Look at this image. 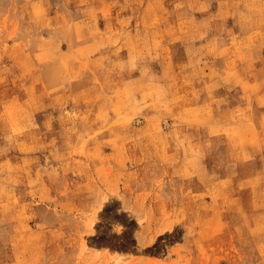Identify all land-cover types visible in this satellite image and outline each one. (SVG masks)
<instances>
[{
  "label": "rangeland",
  "instance_id": "1",
  "mask_svg": "<svg viewBox=\"0 0 264 264\" xmlns=\"http://www.w3.org/2000/svg\"><path fill=\"white\" fill-rule=\"evenodd\" d=\"M0 264H264V0H0Z\"/></svg>",
  "mask_w": 264,
  "mask_h": 264
}]
</instances>
